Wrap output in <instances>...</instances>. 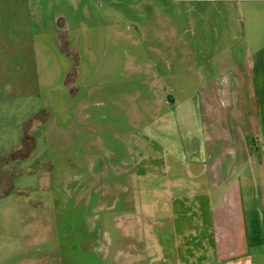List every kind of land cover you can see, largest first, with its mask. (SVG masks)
<instances>
[{"label":"rangeland","instance_id":"374dc122","mask_svg":"<svg viewBox=\"0 0 264 264\" xmlns=\"http://www.w3.org/2000/svg\"><path fill=\"white\" fill-rule=\"evenodd\" d=\"M0 264H264V0H0Z\"/></svg>","mask_w":264,"mask_h":264},{"label":"crops","instance_id":"0c3cea01","mask_svg":"<svg viewBox=\"0 0 264 264\" xmlns=\"http://www.w3.org/2000/svg\"><path fill=\"white\" fill-rule=\"evenodd\" d=\"M200 152L204 153V151H200ZM218 153L219 152L216 151V149L209 150V152H208L209 158L215 157L213 163L210 165L211 174H213V172H215L217 170V167H218L217 163H220V164L222 163V160L220 159L222 157V155H218ZM218 158L220 159V162H219ZM226 172H228V170H226ZM239 215H240L239 219L242 220V218H241L242 214H239ZM236 224L240 228V230H238L237 233H233V231H232V234H230V232L227 229H225L223 231V233L222 234L220 233V234L223 236H226L228 238H230L229 236H231V238H234V237L240 238V241H242V239L244 238V235H246L247 233H245V234L243 233V231L241 230V224L239 225L238 220L236 221Z\"/></svg>","mask_w":264,"mask_h":264}]
</instances>
